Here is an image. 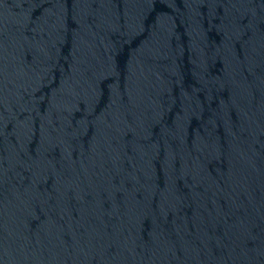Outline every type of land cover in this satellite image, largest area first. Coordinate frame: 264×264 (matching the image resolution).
<instances>
[{
	"label": "water",
	"instance_id": "water-1",
	"mask_svg": "<svg viewBox=\"0 0 264 264\" xmlns=\"http://www.w3.org/2000/svg\"><path fill=\"white\" fill-rule=\"evenodd\" d=\"M0 264H264V0H0Z\"/></svg>",
	"mask_w": 264,
	"mask_h": 264
}]
</instances>
